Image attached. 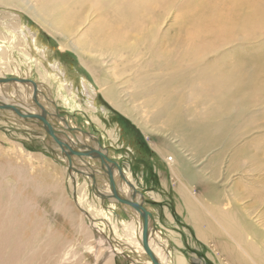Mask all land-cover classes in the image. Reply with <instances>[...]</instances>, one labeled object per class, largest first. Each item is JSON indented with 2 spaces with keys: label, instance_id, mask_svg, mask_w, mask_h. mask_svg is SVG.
<instances>
[{
  "label": "rangeland",
  "instance_id": "374dc122",
  "mask_svg": "<svg viewBox=\"0 0 264 264\" xmlns=\"http://www.w3.org/2000/svg\"><path fill=\"white\" fill-rule=\"evenodd\" d=\"M173 2L174 5L157 11L156 20L161 23L159 32L150 48L142 49L145 52L142 56L136 53L133 58H124L117 64L101 58L95 61L103 69V79L112 86V98L129 116L114 109L100 93L96 98L98 104L111 109L107 117L104 115L105 118L96 114L105 125L93 118V115L88 116L89 113H85L82 107L78 106L80 109L75 110L73 106L69 109L62 102L57 103L54 93L52 97L56 101L55 109L59 117L65 116L76 125L71 128L72 131L79 129L78 131L93 135L96 138L93 142L116 154L110 160H116L121 169L129 172L135 191L140 196L143 194L145 210L156 221L152 223L153 227L159 226L163 230L162 218L157 217L156 213L157 209L161 210L167 203L175 223L166 228L179 233L178 237L183 243L177 244L180 250L186 253L196 252L200 254L201 260L204 255L209 256L212 252L216 258H206L207 264H230L219 252L214 235L203 234L201 239L198 237L189 213L185 210L184 196L178 193L177 186L180 179L182 191L188 189L190 193L187 201L198 207L217 208L221 203L222 206L227 203L229 207H234L236 203L240 204L234 211L254 220L249 231L251 236L264 238V9L244 7L243 4V16L250 15L251 25L237 27L235 35L230 39H225L226 35L217 34L216 41L204 52L203 60L187 66L175 57L183 49L182 43L186 42L187 36L200 24L207 25L205 28H220L224 23L221 21L229 17L231 10L222 5L221 0ZM0 4L10 5L16 12L22 11L23 17L34 27L39 25L31 16L28 6H51V14L59 23L65 20L72 25L77 15L73 0H0ZM89 11L92 12L91 20H96L99 10L92 7ZM94 29L100 32L102 25L96 23ZM39 30L42 41L54 51L48 57L67 67L68 73L72 66L81 75L92 80L91 73L78 60L77 50L72 45L76 43L78 36L69 39L68 47L60 49L57 37L43 28ZM246 31L249 32L248 35L245 34ZM158 50H165V54L160 55ZM167 50L173 54L170 59H165L169 53ZM45 64L44 61L42 65L45 67ZM207 64L216 68L214 73H218L217 75H233L240 69L255 80L247 90L235 92L231 88L227 93L230 104L214 106L212 109L190 94L196 85L195 76ZM189 67H196L197 70L191 71ZM46 70L53 72L49 64ZM41 71L42 66L38 72L36 68L33 70L36 76ZM133 72L136 75H131ZM12 77V73L6 76L8 79ZM45 78L47 77L44 75L42 80L45 85H52L53 88L54 84H58L57 76ZM74 80L75 83L79 80L78 75ZM213 87L214 83L210 84L205 88V93L211 95ZM155 97L159 98V103H156ZM77 101L78 99L75 100ZM70 102L74 103L72 100ZM172 114L179 118V125L167 124ZM30 121L38 124L35 119ZM199 121H225L223 125L226 129L209 146L189 141L185 148L179 147L178 139L181 141L190 125ZM40 128L25 121L17 122L0 109V159L7 158L12 163L27 168L29 173L38 170L40 178L45 179L50 186L57 184L72 206L70 212L74 220L71 222L63 216L54 204H50V197L47 196L42 202L43 221L39 220L42 221L41 229L47 233H42L41 237H53L49 234L57 231L58 249L53 250L48 245L39 247L37 257L34 255L35 259L28 258L25 262L14 264H146L147 257L139 254L129 244L128 235L124 231L117 235L112 226L113 221L129 220L122 206L118 204L109 208L110 203L106 197L99 202L93 183L89 184L83 174L74 178L71 184L76 187L72 189L68 181L70 167H67L62 157L61 147L59 148L57 140L49 131L42 132ZM115 130L118 133L116 139L112 135ZM170 138L175 142L176 151L183 153V165L177 171L181 173L177 176L171 172L158 151V146L167 144ZM94 164L93 169L104 174L102 165ZM156 192L158 198L153 197V200L152 195ZM79 193L86 198L84 203L77 200ZM158 193H161L162 198ZM233 198L238 201L235 202ZM150 206L154 209H150ZM98 209L104 210L102 215L96 211ZM80 219L83 226L77 225ZM198 225L204 228L205 222L201 220ZM161 230L162 235L168 234L167 230ZM116 248L121 252H116ZM108 249L111 252L109 256L106 253Z\"/></svg>",
  "mask_w": 264,
  "mask_h": 264
},
{
  "label": "bare ground",
  "instance_id": "6f19581e",
  "mask_svg": "<svg viewBox=\"0 0 264 264\" xmlns=\"http://www.w3.org/2000/svg\"><path fill=\"white\" fill-rule=\"evenodd\" d=\"M56 1L54 0V2ZM73 1L77 8V15L72 25L65 20L57 22L51 14V6H28L31 16L39 27L30 25L23 17L22 11L16 9V12L15 8L10 5L0 4V109L17 122L25 121L30 125L42 127L40 128L42 132L49 131L58 142L64 143L67 147L63 146L61 142L58 144L67 167H70L68 181L72 189L76 187L71 184L74 182V178L78 174H83L89 184L93 183L94 193L100 199L99 202L106 197L110 203L109 208L121 205L129 220L113 221L112 226L115 233L119 235V232L124 231L129 237V244L139 254L147 257L145 263L155 264L144 250L142 219L139 212L118 200V197L133 198L136 203L146 209L143 205L145 203L142 200L143 194L140 196L135 191V185L128 171L121 169L118 163L110 165L111 156L116 155L111 149H103V146L93 142L96 138L87 132L78 131L79 129L72 131L71 128L76 125L74 126L71 119L69 120L65 116L59 117L55 109L56 101L53 100L52 94H55L58 104L62 102L61 104L69 109L74 106L75 110L82 107L85 113H89L88 116L93 115V118L99 120L100 123H103V120L96 114L104 117L111 112V109L108 110L107 106L106 108L105 105L98 104L96 100L98 93L102 94L114 106V109L129 116L128 112L120 108L118 102L112 98V86L103 79V69L99 68L95 61L101 58L117 64L124 58H133L136 53L142 56L145 53L144 50L150 48L156 33L159 32L158 28L161 23L156 20L157 11L174 5V0ZM221 4L230 9L231 13L227 19L221 21L224 23L220 28H205L207 25L200 24L187 36L186 42L182 43L183 49L175 54V57L182 60L187 66L195 65L198 60H203L204 52L216 41L217 34L226 35L225 39H230L235 35L234 30L237 27H241L243 24L251 25L250 15L243 16L242 8L254 6L264 9V0H221ZM243 4H245L244 7H242ZM92 7L99 10L96 20H91L92 12L89 10ZM96 23L102 25L100 32L94 29ZM39 28H43L49 34L57 37L60 49L68 47L69 39L78 36L76 43H72V45L77 50L78 60L91 73L92 80L81 75L72 66L70 68L72 70L68 73L67 67L48 57L54 51L42 41ZM245 34L248 35L249 32L246 31ZM167 51L169 53L165 59H170L173 54L170 50ZM158 53L163 56L165 50H158ZM43 60L46 62L45 67L42 65ZM48 64L53 70L52 73L46 70ZM41 66L42 71L39 72V76H36L33 70L36 68L38 72ZM189 68L191 71L197 70L196 67ZM215 70L216 68L208 64L203 66L201 72L195 76L194 91L190 92L196 99L210 105L212 109L214 106L221 107L230 104V97L227 93L231 88L235 92L247 90L255 80L253 76L246 75L240 69L236 70L233 75H217L218 73H214ZM10 73L14 77L9 80L6 76ZM44 75L47 78L57 76L58 84H54L53 88L52 85H45L42 80ZM76 75L79 80H76L75 83ZM131 75H136V73L133 72ZM212 83H214L213 93L207 95L205 88ZM75 84H77L76 89H74ZM158 97L154 98L156 103H159ZM77 99L78 101L75 102ZM70 100L74 103L72 104ZM234 106L233 102L232 107L234 108ZM32 119H35L38 124L32 123L30 121ZM224 122L199 121L195 124L192 123L186 134L182 135V142L178 139V146L185 148L186 145H189V141L209 146V143L226 129V126L223 125ZM169 123L170 125H179L180 120L172 114L167 124ZM117 134L116 130L112 134L115 139L118 137ZM167 144L170 146H166ZM167 144L162 147L158 146V151L164 157L165 163L169 165L171 172L176 176L180 175L181 171H177L183 165V153L176 151V145L172 138L168 139ZM172 144L173 146H171ZM75 151L87 154H75ZM91 151H94V154L90 153ZM95 151L97 152L95 153ZM98 153L104 155L105 159H101ZM94 163L102 165L105 170L104 174L93 169ZM38 173V170L29 173L27 168L16 165L7 158L0 159V264L25 262L28 258L33 260L38 248L46 245L53 250L58 249V244L56 246L59 240L57 231H52L49 234L53 237L48 235V237L44 235L45 238L41 237L42 233H47L46 230L41 229L44 208L42 202L47 196L50 197V204H54L63 216L71 222L74 220V216L70 212L72 206L64 195V191L57 184L50 186L48 182H45V179L40 178ZM179 183L180 179L177 186L179 191H177L184 196L185 210L188 211L189 219L200 239L203 234L214 235L219 252L230 264H264V238L251 236L249 231L254 220L248 218L246 214L239 215L234 211L240 204L236 203L234 207H229L227 203L223 206L221 203L217 208L198 207L195 203L187 201L190 195L189 190L182 191ZM77 197L81 203L85 202L86 198L80 193ZM152 197L158 198V195L154 193ZM232 200L238 201L237 198ZM150 209L154 208L150 206ZM96 211L101 215L104 212L103 209ZM201 220L205 222L204 228H200L198 225ZM147 221V245L153 258L162 264H172L177 256L179 264H187L182 257L177 255H185L178 248V243L182 242L178 237L179 233L173 230L168 231L169 228L161 230L158 226L161 231H168V234L164 236L158 228L153 227L152 223L156 222L155 220L149 216ZM77 225L83 226L81 219L77 221ZM115 251L121 252L118 248ZM106 253L107 256L111 254L109 249Z\"/></svg>",
  "mask_w": 264,
  "mask_h": 264
},
{
  "label": "crops",
  "instance_id": "0c3cea01",
  "mask_svg": "<svg viewBox=\"0 0 264 264\" xmlns=\"http://www.w3.org/2000/svg\"><path fill=\"white\" fill-rule=\"evenodd\" d=\"M96 98H97V96H96ZM144 193V192H143ZM156 194H157V192H156ZM159 194V196H160V198H162L161 197V193H158ZM145 195H146V192H145ZM147 196V195H146ZM152 199H153V197H152ZM154 200V199H153ZM177 208V207H176ZM170 209H169V206H168V204L166 203V205H163L162 206V208H161V210H158L157 209V217H160L161 216V218H162V223L164 224V225H162L164 228H166V226H169V227H171V226H173V223H175L173 220V216H172V213L169 211ZM183 211V209L181 210V212ZM161 213V214H160ZM170 213V214H169ZM170 218V219H169ZM167 229V228H166ZM168 231L169 230H171V229H167ZM181 251V250H180ZM182 252H184L183 250H182ZM184 254L185 255H179V254H177L178 256H180V257H182V259L187 263V264H207L206 263V258L207 259H212V258H216V255L214 254V253H212V252H210L209 254V256H206V255H204L203 257V259L201 260L200 258H201V256H200V254H198V253H196V252H191V253H186V252H184ZM214 255V256H213ZM177 256H175V259H174V261H173V263L172 264H179L178 263V261H177ZM214 262H216V261H214Z\"/></svg>",
  "mask_w": 264,
  "mask_h": 264
},
{
  "label": "water",
  "instance_id": "95a60500",
  "mask_svg": "<svg viewBox=\"0 0 264 264\" xmlns=\"http://www.w3.org/2000/svg\"><path fill=\"white\" fill-rule=\"evenodd\" d=\"M60 142H58V143H60ZM62 144H63V146H66V145H64V143H62ZM96 152L97 151H95V153ZM90 153L94 154V151H91ZM75 154H87V153H82V152H79V151H75ZM98 154L101 157V159H105V156L104 155H102L101 153H98ZM109 162H110V165H117V163L115 161H111L110 160ZM118 200L121 203L128 204L129 206H131L132 208L136 209L139 212L140 217L142 219V243H143V246H144V250L146 251V253L148 254V256L151 258V260H152L153 263H155V264H162L159 261H157L155 258H153L152 252L150 251V249L148 248V245H147V227H148L147 217H149V216L151 217L150 213L148 211H146L144 208H142L141 205H139L138 203H136L133 200V198L132 199H125V198L118 197Z\"/></svg>",
  "mask_w": 264,
  "mask_h": 264
}]
</instances>
